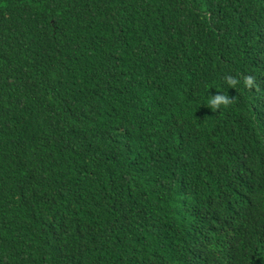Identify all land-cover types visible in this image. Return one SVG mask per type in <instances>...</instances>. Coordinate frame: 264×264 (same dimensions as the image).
Segmentation results:
<instances>
[{"label":"trees","instance_id":"16d2710c","mask_svg":"<svg viewBox=\"0 0 264 264\" xmlns=\"http://www.w3.org/2000/svg\"><path fill=\"white\" fill-rule=\"evenodd\" d=\"M261 88L264 0H0V264H264Z\"/></svg>","mask_w":264,"mask_h":264},{"label":"clouds","instance_id":"9594fccd","mask_svg":"<svg viewBox=\"0 0 264 264\" xmlns=\"http://www.w3.org/2000/svg\"><path fill=\"white\" fill-rule=\"evenodd\" d=\"M225 82L229 85L231 89L236 90L238 84H240V80L232 75H227L224 77ZM243 85L251 90L254 87H258L256 84V78L253 75H244L243 76ZM236 100L235 93H228L227 95L218 92L216 94H210L206 106L210 108L214 113L219 111L222 107L228 108L231 106Z\"/></svg>","mask_w":264,"mask_h":264},{"label":"bare ground","instance_id":"6f19581e","mask_svg":"<svg viewBox=\"0 0 264 264\" xmlns=\"http://www.w3.org/2000/svg\"><path fill=\"white\" fill-rule=\"evenodd\" d=\"M256 88H258V87H256ZM261 90H264L263 88H261Z\"/></svg>","mask_w":264,"mask_h":264},{"label":"rangeland","instance_id":"374dc122","mask_svg":"<svg viewBox=\"0 0 264 264\" xmlns=\"http://www.w3.org/2000/svg\"><path fill=\"white\" fill-rule=\"evenodd\" d=\"M254 89H257L256 87H254Z\"/></svg>","mask_w":264,"mask_h":264}]
</instances>
